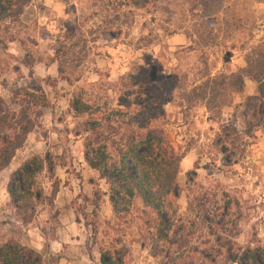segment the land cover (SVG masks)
<instances>
[{
	"label": "rangeland",
	"instance_id": "rangeland-1",
	"mask_svg": "<svg viewBox=\"0 0 264 264\" xmlns=\"http://www.w3.org/2000/svg\"><path fill=\"white\" fill-rule=\"evenodd\" d=\"M258 53L264 0H28L19 20L0 24V98L43 92L52 108L0 172V245L44 264H160L168 249L197 260L219 232L237 247L264 248L259 83L244 78L214 114L189 97ZM76 101L90 110L76 113ZM148 131L183 157L167 241L155 242L156 215L140 200L116 212L109 171L86 161L98 150L109 166L127 139ZM226 132L227 154L216 144ZM35 158L41 171L14 200L15 175Z\"/></svg>",
	"mask_w": 264,
	"mask_h": 264
},
{
	"label": "trees",
	"instance_id": "trees-1",
	"mask_svg": "<svg viewBox=\"0 0 264 264\" xmlns=\"http://www.w3.org/2000/svg\"><path fill=\"white\" fill-rule=\"evenodd\" d=\"M27 3L28 0H0V24L19 20ZM23 64L26 67L31 65L28 59H24ZM60 74L63 75V71H60ZM246 77L259 83V94L264 103L263 53L253 55L241 72L221 78L220 81L219 78L208 80L203 86L195 88L189 97L205 102L208 110L214 114L218 112V108L228 104L226 94L228 96L242 90ZM50 108L52 103L43 92L16 89L12 92L9 104L0 98V172L10 164L26 137L37 127L41 111ZM72 109L82 115L86 114L90 107L76 101L72 103ZM227 136L229 134L226 132L216 140L217 146L224 148L226 152L222 150V153L226 154L230 146L229 142L225 141ZM92 152V156H86L88 164L94 169L102 164L104 170L109 171L110 201L114 210L118 213L126 211L134 199L140 200L144 208L150 209L156 215L158 237L155 242L169 240L166 235L169 215L167 210L170 205L168 199L179 196L180 189L176 179L183 157L175 153L163 133L148 131L127 139L119 152V160L109 166L103 163L98 150ZM41 168L40 160L36 158L21 167L10 190L14 200L20 198L23 184H30ZM218 234L212 246L202 252H195L198 255L197 260L193 257L185 259L177 254L173 256L168 249L160 264H264V248H240L227 233ZM0 264L44 263L34 252L16 244L6 243L0 245ZM101 264L120 263L102 258Z\"/></svg>",
	"mask_w": 264,
	"mask_h": 264
}]
</instances>
